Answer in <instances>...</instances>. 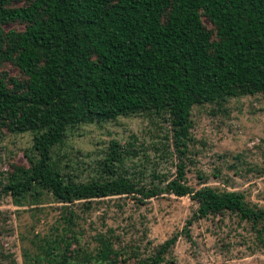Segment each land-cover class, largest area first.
Segmentation results:
<instances>
[{"label":"trees","instance_id":"16d2710c","mask_svg":"<svg viewBox=\"0 0 264 264\" xmlns=\"http://www.w3.org/2000/svg\"><path fill=\"white\" fill-rule=\"evenodd\" d=\"M12 1L22 5L11 7ZM11 22L22 29L1 28ZM3 62L22 78L0 73V129L33 131L37 156L21 178L2 185L4 194L38 185L64 204L188 196L197 205L195 219L229 212L264 232V205L248 208L235 191L193 190L183 162L193 105L264 93V0H0ZM146 107L170 117L176 164L162 186L123 177L73 183L52 168L51 150L72 118L113 119ZM116 157L113 144L103 161L107 171ZM175 239L139 264L163 263Z\"/></svg>","mask_w":264,"mask_h":264},{"label":"rangeland","instance_id":"374dc122","mask_svg":"<svg viewBox=\"0 0 264 264\" xmlns=\"http://www.w3.org/2000/svg\"><path fill=\"white\" fill-rule=\"evenodd\" d=\"M1 28L20 30L22 24ZM0 73L22 78L8 62L0 63ZM189 121L186 184L235 191L246 207H263L264 93L193 105ZM33 135L0 129V264H139L173 235L175 243L159 264H264L260 225L229 212L195 219L197 205L188 196L138 201L121 195L64 204L38 185L19 196L4 194L2 185L21 178L37 158ZM113 144L117 159L107 171L103 161ZM50 162L67 182L123 177L162 186L176 164L170 117L146 107L113 119L72 118Z\"/></svg>","mask_w":264,"mask_h":264}]
</instances>
